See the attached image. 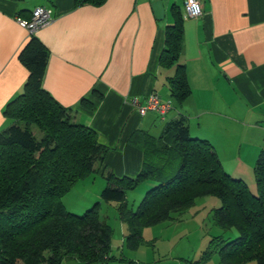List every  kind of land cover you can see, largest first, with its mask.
Masks as SVG:
<instances>
[{
    "label": "crops",
    "instance_id": "crops-1",
    "mask_svg": "<svg viewBox=\"0 0 264 264\" xmlns=\"http://www.w3.org/2000/svg\"><path fill=\"white\" fill-rule=\"evenodd\" d=\"M156 1L163 4L161 20L153 9ZM184 1L0 0V131L13 123L4 109L22 93L29 74L19 53L36 37L48 51L43 89L70 109L77 123L93 129L107 148L91 173L99 179L105 181L106 172L137 175L142 151L133 143L135 133L153 135L158 121L165 125L181 115L192 137L213 146L229 175H234L228 169L237 161L240 166L255 164L264 150V0H199L202 12L197 17L184 16ZM38 7L49 9L52 20L31 33L17 18L30 19ZM175 11L183 18L179 60L190 87L180 107L167 85L175 65L160 63L165 28ZM150 93L170 102L164 119L153 111L140 115L131 104L134 98L143 103ZM235 152L239 158L228 159ZM152 243L145 240L139 252V247H111V260L91 264H188L196 259ZM61 264L82 263L69 259Z\"/></svg>",
    "mask_w": 264,
    "mask_h": 264
},
{
    "label": "trees",
    "instance_id": "trees-1",
    "mask_svg": "<svg viewBox=\"0 0 264 264\" xmlns=\"http://www.w3.org/2000/svg\"><path fill=\"white\" fill-rule=\"evenodd\" d=\"M103 0H77L99 4ZM183 18L175 11L165 28L164 66L175 65L167 80L170 96L180 107L190 94L185 65L180 62ZM29 74L23 91L6 104L12 119L0 131V264H82L112 259V230L101 219L99 202L82 215L69 212L62 197L73 185L94 173L107 148L96 132L75 121L71 110L59 105L43 89L48 58L45 46L31 37L19 53ZM133 143L142 151V166L134 177L104 175L100 193L116 202L119 219L127 225L126 246L145 243L142 230L165 221H177L198 198L214 196V225L236 236L212 237L198 258L188 264H264V150L253 167L256 190L229 175L213 146L192 137L181 115L168 121L158 136L135 133ZM142 182L154 184L137 209L125 201L128 190Z\"/></svg>",
    "mask_w": 264,
    "mask_h": 264
},
{
    "label": "rangeland",
    "instance_id": "rangeland-1",
    "mask_svg": "<svg viewBox=\"0 0 264 264\" xmlns=\"http://www.w3.org/2000/svg\"><path fill=\"white\" fill-rule=\"evenodd\" d=\"M164 123L157 122L151 133L159 135ZM242 155V154H241ZM240 154L235 152L228 159L234 160L239 158ZM246 158V155H242ZM238 160V159H237ZM231 165L228 170L234 175L242 174L244 181L252 193H255V177L253 165ZM231 175L234 178H238ZM99 175L91 174L84 179L77 181L73 187L63 197L62 201L66 209L76 215H82L88 209L92 208L95 203L99 202V214L106 224L112 230L111 247L116 251L126 248L125 237L127 234V225L122 222L117 214L116 202H105L97 194H100L106 181L99 179ZM93 179V181H92ZM246 179V180H245ZM248 179V180H247ZM101 184H103L101 186ZM154 184L142 182L135 188L128 190L125 194V201L130 209L136 210L146 192ZM220 205V200L214 196H204L198 198L194 205L191 206L177 221H165L159 224L146 227L142 230V237L146 241H153L152 244L157 249L167 251L170 249L173 255L182 257L189 256L198 258L200 253L206 248L212 237L223 235L225 237L236 236L234 230L222 231L221 228L214 225L212 219V209ZM143 247H139L141 251ZM218 258L213 257L211 263H217Z\"/></svg>",
    "mask_w": 264,
    "mask_h": 264
},
{
    "label": "built area",
    "instance_id": "built-area-1",
    "mask_svg": "<svg viewBox=\"0 0 264 264\" xmlns=\"http://www.w3.org/2000/svg\"><path fill=\"white\" fill-rule=\"evenodd\" d=\"M184 11V16L186 17L199 16L202 12L199 0H185ZM51 20V11L44 7L35 8L28 20L17 18L19 25L27 28L31 33L47 25ZM131 104L137 107L140 115H144L148 111H153L157 113L161 119H164L165 115L171 110L170 102L161 101L155 93L148 94L143 103H139L138 100L134 98L131 100Z\"/></svg>",
    "mask_w": 264,
    "mask_h": 264
},
{
    "label": "water",
    "instance_id": "water-1",
    "mask_svg": "<svg viewBox=\"0 0 264 264\" xmlns=\"http://www.w3.org/2000/svg\"><path fill=\"white\" fill-rule=\"evenodd\" d=\"M153 9L156 15V18L161 20L164 15V10H163V4L161 1H156L153 3Z\"/></svg>",
    "mask_w": 264,
    "mask_h": 264
}]
</instances>
